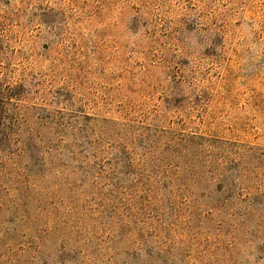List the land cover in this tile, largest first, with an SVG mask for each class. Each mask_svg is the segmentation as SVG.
<instances>
[{
  "label": "rangeland",
  "instance_id": "1",
  "mask_svg": "<svg viewBox=\"0 0 264 264\" xmlns=\"http://www.w3.org/2000/svg\"><path fill=\"white\" fill-rule=\"evenodd\" d=\"M0 264H264V0H0Z\"/></svg>",
  "mask_w": 264,
  "mask_h": 264
}]
</instances>
